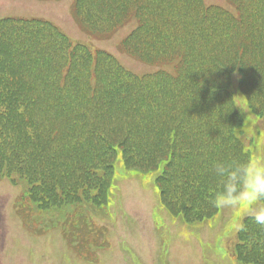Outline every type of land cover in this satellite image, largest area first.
<instances>
[{
	"label": "trees",
	"instance_id": "16d2710c",
	"mask_svg": "<svg viewBox=\"0 0 264 264\" xmlns=\"http://www.w3.org/2000/svg\"><path fill=\"white\" fill-rule=\"evenodd\" d=\"M228 1L234 13L203 0H74L73 15L97 35L136 20L122 48L171 65L141 75L46 21L0 18V177L21 175L43 209L102 205L120 152L126 169L154 173L172 214L212 217L213 163L249 158L234 76L264 116V0ZM237 236V259L264 264V224L245 216Z\"/></svg>",
	"mask_w": 264,
	"mask_h": 264
},
{
	"label": "rangeland",
	"instance_id": "374dc122",
	"mask_svg": "<svg viewBox=\"0 0 264 264\" xmlns=\"http://www.w3.org/2000/svg\"><path fill=\"white\" fill-rule=\"evenodd\" d=\"M203 1L235 12L228 0ZM73 2L0 0V18L46 21L72 42L91 51L109 52L138 75L171 71V65L143 62L122 48L123 38L136 24L134 18L97 35L77 21ZM232 90L244 119L242 133L236 134L249 153L248 160L264 161V116L250 112L237 91L236 76ZM140 169H126L119 152L105 204H45V209L28 201L32 185L21 175L0 177V264H131L130 258L137 264L136 257L140 264L150 260L157 264H253L237 259L234 248L242 218L252 215L250 207H264L263 201L235 208L217 206L212 217L186 222L161 204L154 173Z\"/></svg>",
	"mask_w": 264,
	"mask_h": 264
},
{
	"label": "clouds",
	"instance_id": "9594fccd",
	"mask_svg": "<svg viewBox=\"0 0 264 264\" xmlns=\"http://www.w3.org/2000/svg\"><path fill=\"white\" fill-rule=\"evenodd\" d=\"M218 207L257 205L264 200V161L222 160L212 165ZM257 223L264 224V207L249 208Z\"/></svg>",
	"mask_w": 264,
	"mask_h": 264
},
{
	"label": "crops",
	"instance_id": "0c3cea01",
	"mask_svg": "<svg viewBox=\"0 0 264 264\" xmlns=\"http://www.w3.org/2000/svg\"><path fill=\"white\" fill-rule=\"evenodd\" d=\"M135 260L137 261V264H140V262L137 260V257L135 258ZM130 261H131V264H132V262H133V259L132 258H130ZM128 264H130V263H128ZM142 264H157V260H150V262H142Z\"/></svg>",
	"mask_w": 264,
	"mask_h": 264
}]
</instances>
